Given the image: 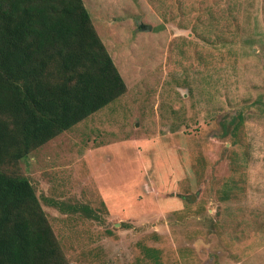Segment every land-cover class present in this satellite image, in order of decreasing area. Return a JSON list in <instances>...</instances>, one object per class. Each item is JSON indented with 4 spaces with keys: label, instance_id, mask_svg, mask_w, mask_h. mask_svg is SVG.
<instances>
[{
    "label": "rangeland",
    "instance_id": "obj_1",
    "mask_svg": "<svg viewBox=\"0 0 264 264\" xmlns=\"http://www.w3.org/2000/svg\"><path fill=\"white\" fill-rule=\"evenodd\" d=\"M83 1L127 91L21 161L69 262L264 264V0Z\"/></svg>",
    "mask_w": 264,
    "mask_h": 264
},
{
    "label": "trees",
    "instance_id": "obj_2",
    "mask_svg": "<svg viewBox=\"0 0 264 264\" xmlns=\"http://www.w3.org/2000/svg\"><path fill=\"white\" fill-rule=\"evenodd\" d=\"M126 91L83 0H0V264H71L21 161Z\"/></svg>",
    "mask_w": 264,
    "mask_h": 264
},
{
    "label": "water",
    "instance_id": "obj_3",
    "mask_svg": "<svg viewBox=\"0 0 264 264\" xmlns=\"http://www.w3.org/2000/svg\"><path fill=\"white\" fill-rule=\"evenodd\" d=\"M148 27V29H150L151 28V26L149 25V26H147Z\"/></svg>",
    "mask_w": 264,
    "mask_h": 264
}]
</instances>
